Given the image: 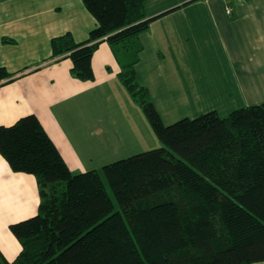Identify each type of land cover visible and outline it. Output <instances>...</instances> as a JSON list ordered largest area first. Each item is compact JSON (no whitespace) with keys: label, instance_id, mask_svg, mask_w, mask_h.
<instances>
[{"label":"trees","instance_id":"trees-1","mask_svg":"<svg viewBox=\"0 0 264 264\" xmlns=\"http://www.w3.org/2000/svg\"><path fill=\"white\" fill-rule=\"evenodd\" d=\"M95 19L84 42L51 41V57L91 82L106 42L119 81L162 147L70 171L34 115L0 125V155L39 188L36 216L10 225L21 251L0 264H255L264 262V102L220 117L215 111L165 126L136 79L146 0H82ZM16 79L0 67V86Z\"/></svg>","mask_w":264,"mask_h":264},{"label":"crops","instance_id":"crops-1","mask_svg":"<svg viewBox=\"0 0 264 264\" xmlns=\"http://www.w3.org/2000/svg\"><path fill=\"white\" fill-rule=\"evenodd\" d=\"M64 8L70 11L68 18L55 20L57 10ZM145 12L147 19L153 20L139 36L143 51L136 79L149 95L151 86L146 78L154 81L157 71L148 64L145 72L141 70L143 36L161 45L160 65L171 57L172 69L178 70L179 65L190 68L180 63V58L187 61V57L199 55L197 51L182 53L184 43H194L192 31L186 30L198 28L205 20L215 30L217 45L221 42L229 69L223 91L219 83H211L210 102L213 104L219 93L233 111L264 102V0H146ZM95 27V19L82 9L81 0H0V67L16 77L0 86V125L8 127L22 117L36 116L74 174L87 172L85 169L97 164V158L112 156L120 148L98 114L104 97L113 92L126 96L111 47L101 43L93 54L91 82L73 78L69 60H49L52 39L69 33L75 42H84ZM169 73L159 68L163 89ZM39 204L35 177L13 172L0 155V253L6 261L12 262L21 251L10 225L36 216Z\"/></svg>","mask_w":264,"mask_h":264},{"label":"rangeland","instance_id":"rangeland-1","mask_svg":"<svg viewBox=\"0 0 264 264\" xmlns=\"http://www.w3.org/2000/svg\"><path fill=\"white\" fill-rule=\"evenodd\" d=\"M81 5L82 9L87 11L82 0ZM69 12L65 8L57 10L55 20L63 21L68 18ZM76 15L79 16V11ZM198 26V28L193 27V30L191 27L185 29L189 34L192 31L194 43L193 45L190 44L191 42L189 45L184 43L182 53L189 54L191 51L193 53L197 51L199 57H187V61L184 57H179L180 63H186L190 68L179 65L178 70L172 69L171 57H167L163 65H160L159 47L161 45H158L155 40L145 39L146 34L143 36L144 57H142L141 70L145 72L148 69L145 64H148L154 69L153 72L157 71L154 81L148 78L146 81L148 80L151 86L150 99L165 126L183 119L193 120L214 110L220 117H226L233 111L230 104L224 103L222 93L213 100V104L210 102L208 92H210L211 83H219L218 87L223 91V80L229 73V69L225 63L221 42L217 45V35L212 24L203 20ZM160 67L166 72L170 71L168 82L164 83V89L159 85ZM120 87L126 99L123 95L113 92L111 96L104 97L103 103L99 104L100 112L98 113L105 129L110 130L120 148L112 156L105 154L97 158V164L85 169L87 171L92 169L100 171L104 165L162 147L144 112L133 102L127 89L124 86Z\"/></svg>","mask_w":264,"mask_h":264}]
</instances>
